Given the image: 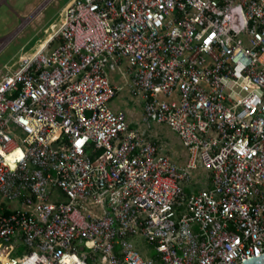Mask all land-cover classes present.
I'll return each instance as SVG.
<instances>
[{"label":"built area","instance_id":"2783aa9c","mask_svg":"<svg viewBox=\"0 0 264 264\" xmlns=\"http://www.w3.org/2000/svg\"><path fill=\"white\" fill-rule=\"evenodd\" d=\"M44 32L0 79V264L264 255V0H70ZM111 73L183 166L108 108Z\"/></svg>","mask_w":264,"mask_h":264},{"label":"rangeland","instance_id":"374dc122","mask_svg":"<svg viewBox=\"0 0 264 264\" xmlns=\"http://www.w3.org/2000/svg\"><path fill=\"white\" fill-rule=\"evenodd\" d=\"M45 0H2L0 2V79L9 71L15 69L10 67L22 54L35 51L37 45L43 47L46 34L44 32L51 24L58 25L62 8L70 0H49L43 9L30 21L29 17ZM22 19V20H21ZM18 28L16 36L6 45L8 41L4 36L12 33ZM2 46H4L2 48ZM112 85L120 87L117 95L112 98L107 106L113 111H123L126 114V122L131 128L137 129L148 140L155 142L160 153L169 157L177 166H183L186 161V149L182 147L178 136L163 124L151 123L146 127L141 122L142 100L129 93L127 84H123L117 73L108 76ZM207 173L199 169L190 183L185 185L187 191L203 190L206 188ZM7 205L8 203L5 202ZM15 206V204H11ZM99 214V208H92ZM135 249L144 257V254L153 253L152 249L142 239L134 241Z\"/></svg>","mask_w":264,"mask_h":264},{"label":"water","instance_id":"95a60500","mask_svg":"<svg viewBox=\"0 0 264 264\" xmlns=\"http://www.w3.org/2000/svg\"><path fill=\"white\" fill-rule=\"evenodd\" d=\"M49 0H45L37 9L36 11L27 19V21H30L32 17L36 16L43 7L47 4ZM18 33V28L13 31V33L10 35L9 40L13 39L16 34ZM244 264H264V255L257 256L255 258L249 259L248 261L243 262Z\"/></svg>","mask_w":264,"mask_h":264},{"label":"crops","instance_id":"0c3cea01","mask_svg":"<svg viewBox=\"0 0 264 264\" xmlns=\"http://www.w3.org/2000/svg\"><path fill=\"white\" fill-rule=\"evenodd\" d=\"M0 1H1V0H0ZM21 20H22V19H21ZM12 33H13V32H12ZM12 33H10V34L4 36L5 38L7 37L6 40L8 41L4 46H6V45L12 40V39L9 40V37H10V35H11ZM4 46H2V48H3ZM36 50H37V49H36ZM36 50H35V51H36ZM35 51L31 52V54L34 53ZM31 54H30V55H31ZM17 57H18V54H17Z\"/></svg>","mask_w":264,"mask_h":264},{"label":"snow or ice","instance_id":"6c2138e0","mask_svg":"<svg viewBox=\"0 0 264 264\" xmlns=\"http://www.w3.org/2000/svg\"><path fill=\"white\" fill-rule=\"evenodd\" d=\"M78 143H79V141H78ZM16 151L19 152V149H17ZM0 155H5V152L3 150H0ZM20 155L22 157L23 154L20 153ZM13 166H15V165H13Z\"/></svg>","mask_w":264,"mask_h":264},{"label":"bare ground","instance_id":"6f19581e","mask_svg":"<svg viewBox=\"0 0 264 264\" xmlns=\"http://www.w3.org/2000/svg\"><path fill=\"white\" fill-rule=\"evenodd\" d=\"M35 48H37V50H38V49H41L42 47L39 48V45H37ZM31 52H32V51H31ZM31 52L27 53L26 55L29 56V55L31 54Z\"/></svg>","mask_w":264,"mask_h":264}]
</instances>
